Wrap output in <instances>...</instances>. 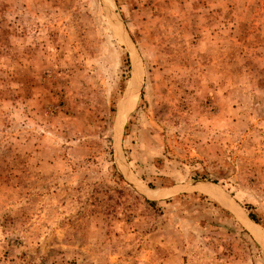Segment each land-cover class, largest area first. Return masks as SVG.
<instances>
[{
	"label": "rangeland",
	"instance_id": "obj_1",
	"mask_svg": "<svg viewBox=\"0 0 264 264\" xmlns=\"http://www.w3.org/2000/svg\"><path fill=\"white\" fill-rule=\"evenodd\" d=\"M263 252L264 0H0V264Z\"/></svg>",
	"mask_w": 264,
	"mask_h": 264
},
{
	"label": "bare ground",
	"instance_id": "obj_2",
	"mask_svg": "<svg viewBox=\"0 0 264 264\" xmlns=\"http://www.w3.org/2000/svg\"><path fill=\"white\" fill-rule=\"evenodd\" d=\"M202 190H204V191H208V192H210L211 193V195H212V193H213V190H209V189H205V187L204 188H202ZM170 194V193H169ZM209 194V193H208ZM165 194H160V195H154L153 196V198L152 199H155V198H160V197H162V196H164ZM167 195V194H166ZM150 196V195H149ZM244 220H246V219H244V218H240V221H241V223H242V225L243 226H245L244 224H243V222H244ZM247 220H249V219H247ZM246 224V223H245ZM248 226V225H247ZM247 228V227H246ZM248 229V228H247ZM248 230H250V229H248ZM251 231V230H250ZM252 232V231H251ZM253 233V232H252ZM253 235H254V233H253ZM255 237H257L256 236V234L254 235ZM259 239V238H258ZM261 241H263V239L261 240Z\"/></svg>",
	"mask_w": 264,
	"mask_h": 264
},
{
	"label": "trees",
	"instance_id": "obj_3",
	"mask_svg": "<svg viewBox=\"0 0 264 264\" xmlns=\"http://www.w3.org/2000/svg\"><path fill=\"white\" fill-rule=\"evenodd\" d=\"M147 203L149 205H154L155 203L153 201H147ZM247 218L250 220V221H254V222H257L256 218H255V215L253 212H248L247 213ZM263 257H264V252H263Z\"/></svg>",
	"mask_w": 264,
	"mask_h": 264
},
{
	"label": "water",
	"instance_id": "obj_4",
	"mask_svg": "<svg viewBox=\"0 0 264 264\" xmlns=\"http://www.w3.org/2000/svg\"><path fill=\"white\" fill-rule=\"evenodd\" d=\"M247 218V217H246ZM253 222V221H252Z\"/></svg>",
	"mask_w": 264,
	"mask_h": 264
}]
</instances>
